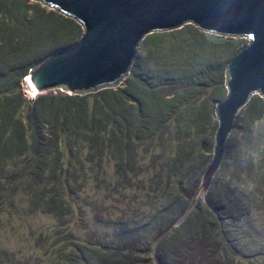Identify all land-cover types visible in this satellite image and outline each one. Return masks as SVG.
<instances>
[{
  "label": "trees",
  "instance_id": "16d2710c",
  "mask_svg": "<svg viewBox=\"0 0 264 264\" xmlns=\"http://www.w3.org/2000/svg\"><path fill=\"white\" fill-rule=\"evenodd\" d=\"M57 18L61 15L57 17L54 11L29 0H0V199L11 203L18 188H29L33 201L44 204L49 212L61 218L70 212L64 185L68 192L73 190L83 164L65 154L66 137L70 152L81 142L88 147L87 161L92 164L96 157L101 160L110 153L120 177L146 170L152 174L150 184L167 190L175 183L192 197L196 189L182 183V174L186 166L199 168V161L193 159L189 165L187 161L193 154L194 136L197 138L207 124V104L198 106L193 101L201 87L210 84L205 74L213 71L212 79L219 84L215 93L225 95L223 73L229 61L225 60L236 53V38L240 37L213 32L190 37L182 35L181 29L153 31L142 42L146 55L133 62L123 87L83 95L41 94L28 102L22 95V78L33 62L61 47L50 35L65 28ZM66 35L68 42L71 34ZM247 103L243 131L247 149L231 156L232 160L235 157L228 179L232 183L223 185L224 190L212 179L207 191L211 198L202 232L206 246L217 256L215 264H241L233 252L242 246L248 248L251 240L262 235L256 225L259 220L264 222V98L253 95ZM142 144L143 154H151L145 167L136 159ZM209 148L203 146L202 151ZM69 233L73 235V231ZM71 242V249L64 253L69 259L78 258L73 254L72 246H76L78 254L87 248L106 264L123 261V252L114 256L109 243L99 249L101 245L93 241ZM74 261L81 264L79 259ZM249 264L260 263L251 258Z\"/></svg>",
  "mask_w": 264,
  "mask_h": 264
},
{
  "label": "rangeland",
  "instance_id": "374dc122",
  "mask_svg": "<svg viewBox=\"0 0 264 264\" xmlns=\"http://www.w3.org/2000/svg\"><path fill=\"white\" fill-rule=\"evenodd\" d=\"M29 2L44 7L46 11H54L57 17L61 15V19L57 18L59 21L57 22L65 28L62 29L61 27L60 30L58 28L50 34L54 38V43L61 42V47H55L48 54L69 46L80 38L83 28L76 20L67 18L39 0H29ZM174 29H181L182 35L190 37L197 36V33H207V31H202L191 23H185ZM66 34H71L69 36L71 40L68 42L66 41L68 37ZM149 34H146L144 38ZM236 39L239 40L237 51L248 43L246 37ZM146 53L147 51L142 44L141 52L136 54L134 61L145 56ZM232 57L233 55L223 60L227 62ZM214 74L215 71L211 74H205L204 77H209L208 83L210 84L203 85L200 93L195 95L196 100L193 101L198 106L203 103L207 104V124L204 131L197 138L192 137L196 140L192 144L191 151L193 154L191 159L187 161V165L193 159L199 161V168L190 170L186 166L185 173H181L184 176L182 183L189 184L192 191L200 183L202 174L211 159L214 135L218 126L215 105L216 101L220 100L222 96L220 97L215 93L219 84L216 79H212ZM223 78L225 79L224 73ZM124 80L119 83V86H124ZM223 85L225 87V83ZM64 93H67L66 90L55 87L39 91L36 94L25 86L22 78V95L28 102H30V97L35 95H61ZM254 95L260 96V94ZM28 108H30V105ZM248 109L249 104L247 103L237 113L227 139L224 159L213 177V181L218 185L217 187H222L224 190L223 185H226L227 182L232 183L228 179L233 169V160L242 150L247 149L243 142L245 138L243 131L245 130L244 124ZM46 128L45 125L43 127L44 131ZM256 130L254 127L255 132L253 131V133L255 135ZM64 139L66 141L64 145L66 147L65 154L70 159L72 158L75 163H79L76 160H80L83 164V167L79 168L77 181L74 180L73 182V190L68 192L69 187L67 188L64 185V200L66 202L67 199L69 204L67 202L66 204L69 205L70 212L62 218L49 212L44 204H36L33 201L34 194L30 192L29 188H18L19 191L15 194L16 196H13L11 203L0 199L1 264H62L65 261L77 259L81 260V264H88L87 261L90 264L108 263L98 259L99 255L87 248H84L83 252L80 251L84 254H78L76 246H72V248L73 254L77 255L78 258L69 259L65 257L64 253L71 249L72 240L78 243L93 241L101 245L99 249L100 247L103 249V245L109 243V247H113V254L118 253L120 250L123 252V261H118L117 264L216 263L217 256L215 257L210 252L209 245L206 246L208 241L204 238L202 232L207 213L206 204L210 202V194H207L208 200L201 198L192 211L181 221H178L191 197L182 193V189L175 183L167 190H161L160 185L150 184L149 177L152 174L146 172V170L140 171L137 175L128 173L125 177L122 175L120 177L116 172L115 161L110 153L104 155L101 160L96 157L97 161L92 164V162L87 161L88 147L83 142L75 146L71 153L67 137ZM204 141H206L205 144ZM174 145H176V140ZM203 146L211 147V149L202 151ZM137 150V164L143 167L149 166L150 152L146 155L143 154V144ZM232 155L235 156L233 160ZM201 159L205 161L201 162ZM224 161L225 164L222 165ZM69 163L70 160L64 166L65 170ZM65 170L62 177H65ZM156 172L159 173L160 170H156ZM162 174L165 179V172H162ZM256 226L257 229L262 230L261 237L257 236L254 239L255 241L250 239L252 243L248 244V248L242 246L241 250L234 249L236 252H233V254L238 263L249 264L252 258L263 264L264 222L259 220ZM70 230L73 231V235H69L71 234L69 233ZM235 241L237 242V239ZM119 254H114V256ZM256 256L259 257L256 258ZM72 264H75V261Z\"/></svg>",
  "mask_w": 264,
  "mask_h": 264
},
{
  "label": "water",
  "instance_id": "95a60500",
  "mask_svg": "<svg viewBox=\"0 0 264 264\" xmlns=\"http://www.w3.org/2000/svg\"><path fill=\"white\" fill-rule=\"evenodd\" d=\"M39 1L76 20L83 33L29 68L23 82L37 92L61 87L68 94L83 95L119 86L140 54L144 36L153 31L191 23L202 31L248 39L225 67L226 93L215 105L218 126L212 156L181 221L206 199L239 110L254 94L264 98V0Z\"/></svg>",
  "mask_w": 264,
  "mask_h": 264
},
{
  "label": "bare ground",
  "instance_id": "6f19581e",
  "mask_svg": "<svg viewBox=\"0 0 264 264\" xmlns=\"http://www.w3.org/2000/svg\"><path fill=\"white\" fill-rule=\"evenodd\" d=\"M27 86H28V89H31V91H33L34 93H36L37 94V91L33 88V87H31L30 85H28L27 84Z\"/></svg>",
  "mask_w": 264,
  "mask_h": 264
}]
</instances>
